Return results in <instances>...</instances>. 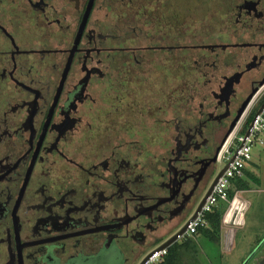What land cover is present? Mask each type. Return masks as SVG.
<instances>
[{"label":"flooded vegetation","instance_id":"obj_1","mask_svg":"<svg viewBox=\"0 0 264 264\" xmlns=\"http://www.w3.org/2000/svg\"><path fill=\"white\" fill-rule=\"evenodd\" d=\"M263 104L264 0H0V264H146Z\"/></svg>","mask_w":264,"mask_h":264},{"label":"rangeland","instance_id":"obj_2","mask_svg":"<svg viewBox=\"0 0 264 264\" xmlns=\"http://www.w3.org/2000/svg\"><path fill=\"white\" fill-rule=\"evenodd\" d=\"M247 168L259 182L250 179L251 188L237 191L235 196L230 198L231 203L220 205L226 211L232 204L227 219L229 222L241 223L234 226L225 225L222 220L223 233L226 236L232 233L231 243L226 245L223 240L217 243L203 234L189 235L197 244L200 264H238L249 251V246L260 233V228L264 226V145L254 147L253 161ZM238 198L247 203L246 206L243 205L244 208L236 204ZM184 255L186 259H191L187 250Z\"/></svg>","mask_w":264,"mask_h":264},{"label":"built area","instance_id":"obj_3","mask_svg":"<svg viewBox=\"0 0 264 264\" xmlns=\"http://www.w3.org/2000/svg\"><path fill=\"white\" fill-rule=\"evenodd\" d=\"M256 145H264V108L259 114H256L249 125L241 126L226 144L223 151V160L225 166H229L220 177L203 209L189 224L188 235L197 234L199 228L208 224L206 216L209 212H212L216 207H220L221 204L231 203L229 190L235 187V180L245 176L248 164L253 161V150ZM230 208L228 207L224 212L223 223L233 226L240 225L241 223L237 224L233 221H228L227 217ZM168 251L169 247L157 251L146 264H160L168 254Z\"/></svg>","mask_w":264,"mask_h":264},{"label":"trees","instance_id":"obj_4","mask_svg":"<svg viewBox=\"0 0 264 264\" xmlns=\"http://www.w3.org/2000/svg\"><path fill=\"white\" fill-rule=\"evenodd\" d=\"M250 179L259 182V179L250 171H245V176L234 181L235 189L231 188L230 198L232 199L237 191L251 188ZM224 210L221 207H216L212 212L207 214L208 224L199 228L197 234H203L210 240L219 243L221 241V229ZM196 235V234H195ZM188 251L191 259H186L184 252ZM198 247L191 238L183 242H177L169 247L168 254L160 264H200L197 257Z\"/></svg>","mask_w":264,"mask_h":264},{"label":"water","instance_id":"obj_5","mask_svg":"<svg viewBox=\"0 0 264 264\" xmlns=\"http://www.w3.org/2000/svg\"><path fill=\"white\" fill-rule=\"evenodd\" d=\"M263 108H264V104H263V106L261 107V109L257 112V114H259V113L262 111ZM234 157H235V156H234ZM233 159H234V158H233ZM228 166H229V165L225 166V168L219 173V175L217 176V178H216V180H215V182H214V186L217 184V182L219 181L220 177L224 174V172L226 171V169L228 168ZM214 186L211 188V190L209 191L208 194H210V193L212 192ZM201 207H202V206H201ZM201 207L196 211V213L194 214V216L191 218L190 222H192V221L197 217L198 213H199L200 210L202 209ZM190 222H189V223H190ZM187 227H188V225H186V226L183 228V230H181V231L179 232V234L175 235L173 238H171L170 240H168L167 242H165L164 244H162V245H160L158 248H156V249L152 252V255H154L157 251H159V250H161V249H164V248H166V247H170V246H172V245L178 240L179 235H182L183 231L186 230ZM146 261H147V259H145V260L142 262V264H144Z\"/></svg>","mask_w":264,"mask_h":264},{"label":"crops","instance_id":"obj_6","mask_svg":"<svg viewBox=\"0 0 264 264\" xmlns=\"http://www.w3.org/2000/svg\"><path fill=\"white\" fill-rule=\"evenodd\" d=\"M239 200H241L240 201V203L238 202ZM237 202H236V204H238L239 206L238 207H240V208H244L243 207V205L244 206H246V202L245 201H243L242 199H240V198H238L237 200H236ZM231 236H232V233H229V235L228 236H226L224 233H223V229H221V241L223 240V242L227 245V243H231ZM190 237H192V236H190ZM230 246V245H229ZM230 249H232V247L230 248Z\"/></svg>","mask_w":264,"mask_h":264}]
</instances>
